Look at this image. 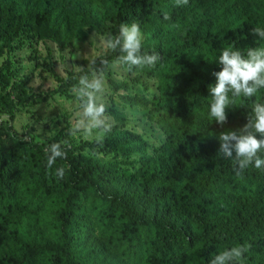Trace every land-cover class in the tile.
I'll list each match as a JSON object with an SVG mask.
<instances>
[{
    "label": "trees",
    "instance_id": "trees-1",
    "mask_svg": "<svg viewBox=\"0 0 264 264\" xmlns=\"http://www.w3.org/2000/svg\"><path fill=\"white\" fill-rule=\"evenodd\" d=\"M133 22L144 36L142 51L161 59L154 67H120L157 79L163 143L149 155L137 135L111 130L98 143L67 140L66 158L49 168L46 150L60 140L38 144L0 125V264H210L243 244L251 247L242 264H264V169L250 166L238 177L218 155L217 139L247 123L252 105L264 103V89L238 98L223 126L209 116L222 49L246 54L264 47L252 33L264 28V0H189L179 7L174 0H0V57L41 30L66 47L85 39L83 29L106 38ZM118 55L108 50L95 62ZM71 79L59 92L74 85ZM0 83L9 84L3 75ZM119 98L130 107L148 104ZM44 100L18 90L15 99L0 95V109ZM107 113L123 125L124 114ZM86 147L126 161L137 155V169L128 174L121 163H102L85 155Z\"/></svg>",
    "mask_w": 264,
    "mask_h": 264
},
{
    "label": "rangeland",
    "instance_id": "rangeland-1",
    "mask_svg": "<svg viewBox=\"0 0 264 264\" xmlns=\"http://www.w3.org/2000/svg\"><path fill=\"white\" fill-rule=\"evenodd\" d=\"M82 32L85 34L83 41L75 38L66 47H62L58 36L41 30L37 38H20L10 51L0 57V76L6 77L9 83L6 87L0 83V95L15 99L17 91L22 90L29 96L45 99L35 105L14 102L12 107L0 109V125L8 126L10 133L28 137L38 144L48 139L68 140L74 146L98 143V130L93 129L91 134L83 130L71 134L76 122L81 119L79 102L72 92L80 74L74 70V66L87 68L89 63L104 56L109 50L104 46L103 36L88 29ZM96 67H101V64L96 63ZM72 77L76 78L74 85L67 87L65 93L59 92V86L69 79L73 81ZM105 81L103 102L107 110L113 108L125 115L121 125L107 113L112 124L111 130L135 134L146 143L149 155L157 153L164 141L158 126L160 111L157 79L129 73L117 66L106 69ZM114 85L125 88L116 89ZM125 95L143 98L148 104L145 107L127 106L119 98ZM1 137L4 138V133ZM83 153L102 163H121V171L128 174L137 169V155L126 161L105 155L94 148L86 147Z\"/></svg>",
    "mask_w": 264,
    "mask_h": 264
},
{
    "label": "clouds",
    "instance_id": "clouds-1",
    "mask_svg": "<svg viewBox=\"0 0 264 264\" xmlns=\"http://www.w3.org/2000/svg\"><path fill=\"white\" fill-rule=\"evenodd\" d=\"M188 2L189 0H174L177 7L187 5ZM169 18V14L165 12L163 19ZM252 33L264 39V28L260 26L253 28ZM104 46L113 52L118 50L120 55L111 62L107 59L101 60V67H96L95 61L89 63L87 68L74 66V70L80 75L78 83L72 88L79 102L81 119L76 122L71 134L80 130L91 134L95 129L98 130V142L112 128L107 106L103 102L106 69L117 66H127L128 70L154 67L161 59L157 52L149 54L142 51L143 35L136 22L130 25L120 24L119 34L109 33L104 40ZM218 63L221 70L213 73L216 83L209 86L211 96L209 116L223 126L227 122L226 110L233 107L238 98L254 97L259 90L264 89V47L249 48L244 54L229 45L222 49ZM217 139L220 144L218 155L231 161L238 177L250 166L264 169V156L261 155L264 153V103L255 102L252 105L247 123L241 129L221 133ZM66 143L61 141L48 147L46 151L49 153L47 159L49 168H52L57 158H66V152L62 149V145ZM56 175L62 178L63 169H58ZM250 247L243 244L220 251L210 260V264H242L244 254Z\"/></svg>",
    "mask_w": 264,
    "mask_h": 264
}]
</instances>
